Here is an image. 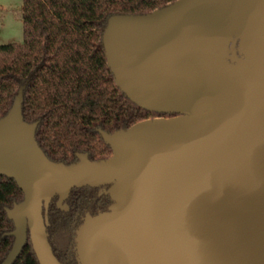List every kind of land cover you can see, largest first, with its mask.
Here are the masks:
<instances>
[{
  "label": "water",
  "instance_id": "obj_1",
  "mask_svg": "<svg viewBox=\"0 0 264 264\" xmlns=\"http://www.w3.org/2000/svg\"><path fill=\"white\" fill-rule=\"evenodd\" d=\"M114 84L133 105L171 116L112 134L101 161L47 159L20 88L0 119V178L23 200L5 209L14 264L29 240L61 264L47 211L73 189L104 188L105 212L75 232L78 264H264V0H177L116 15L101 38Z\"/></svg>",
  "mask_w": 264,
  "mask_h": 264
},
{
  "label": "trees",
  "instance_id": "obj_2",
  "mask_svg": "<svg viewBox=\"0 0 264 264\" xmlns=\"http://www.w3.org/2000/svg\"><path fill=\"white\" fill-rule=\"evenodd\" d=\"M175 1L23 0L22 42L0 46V119L23 88V120L37 124L35 140L48 160L69 166L77 154L92 162L109 158L99 131L127 130L156 114L133 105L115 86L101 42L107 20L148 14ZM22 200L16 183L1 177L0 264L14 241L5 209ZM56 201L46 215L48 242L61 264H78L76 230L86 215L105 212L111 201L90 188L73 189L67 211L58 210ZM14 264H38L29 240Z\"/></svg>",
  "mask_w": 264,
  "mask_h": 264
},
{
  "label": "rangeland",
  "instance_id": "obj_3",
  "mask_svg": "<svg viewBox=\"0 0 264 264\" xmlns=\"http://www.w3.org/2000/svg\"><path fill=\"white\" fill-rule=\"evenodd\" d=\"M22 3L23 0H0V46L22 42ZM170 118L152 115L148 120Z\"/></svg>",
  "mask_w": 264,
  "mask_h": 264
},
{
  "label": "flooded vegetation",
  "instance_id": "obj_4",
  "mask_svg": "<svg viewBox=\"0 0 264 264\" xmlns=\"http://www.w3.org/2000/svg\"><path fill=\"white\" fill-rule=\"evenodd\" d=\"M90 189H95V188H90ZM107 190V187H104V188H98V191H99V195L100 194H104V191ZM105 195V194H104ZM107 196V195H106ZM109 198V197H108ZM98 215V214H97ZM96 216V215H95ZM93 217V216H92Z\"/></svg>",
  "mask_w": 264,
  "mask_h": 264
}]
</instances>
